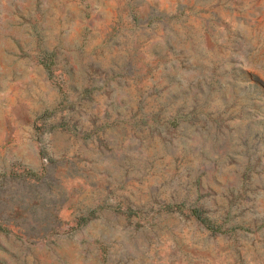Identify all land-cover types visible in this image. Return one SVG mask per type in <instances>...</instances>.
Returning a JSON list of instances; mask_svg holds the SVG:
<instances>
[{
	"label": "rangeland",
	"instance_id": "rangeland-1",
	"mask_svg": "<svg viewBox=\"0 0 264 264\" xmlns=\"http://www.w3.org/2000/svg\"><path fill=\"white\" fill-rule=\"evenodd\" d=\"M0 264H264V0H0Z\"/></svg>",
	"mask_w": 264,
	"mask_h": 264
},
{
	"label": "trees",
	"instance_id": "trees-1",
	"mask_svg": "<svg viewBox=\"0 0 264 264\" xmlns=\"http://www.w3.org/2000/svg\"><path fill=\"white\" fill-rule=\"evenodd\" d=\"M190 213L192 216L196 217L201 221L206 227L214 231H222L226 225L225 220H220L218 218L210 216L206 211L204 212L201 207L196 204V202L191 203Z\"/></svg>",
	"mask_w": 264,
	"mask_h": 264
}]
</instances>
